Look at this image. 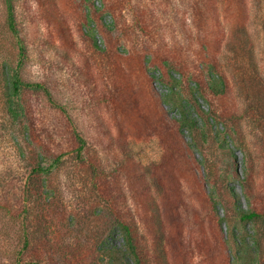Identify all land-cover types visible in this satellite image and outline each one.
I'll use <instances>...</instances> for the list:
<instances>
[{"label":"rangeland","instance_id":"rangeland-1","mask_svg":"<svg viewBox=\"0 0 264 264\" xmlns=\"http://www.w3.org/2000/svg\"><path fill=\"white\" fill-rule=\"evenodd\" d=\"M13 1L0 67L19 38L41 87L14 122L0 86V264H107L117 219L143 264H264V0Z\"/></svg>","mask_w":264,"mask_h":264},{"label":"trees","instance_id":"trees-1","mask_svg":"<svg viewBox=\"0 0 264 264\" xmlns=\"http://www.w3.org/2000/svg\"><path fill=\"white\" fill-rule=\"evenodd\" d=\"M7 1V25L10 32L14 36H19L17 21L15 15L14 1ZM20 56L19 64L13 67L8 62H3L0 67V86L2 88V95L4 100V107L7 114L10 116L12 121L18 122L25 117L24 107L21 100L22 90L25 88H39L41 85L39 83L29 82L22 78L20 74V68L23 66L22 57H25L26 50L25 46L22 44V40L17 38ZM168 62V61H167ZM24 63V62H23ZM210 65V63H209ZM211 66V65H210ZM199 81H197V87H199ZM227 81L223 74L219 75V78L212 80L211 89L215 94L223 95L226 92ZM199 91V90H198ZM182 108L181 124L188 126L192 131L196 129V123L194 120H190L185 110ZM184 111V112H183ZM81 140V145L79 147V153H81L85 146V140L79 136ZM62 155H59L52 164L45 166L40 164L34 168V171L49 173L53 167L61 162ZM258 213L253 209L243 210L241 213V218L243 220H253L258 217ZM116 236L123 239V243L118 246L117 244H112L110 239L116 240ZM110 238V239H109ZM109 242H103L101 250L103 253L108 255L107 264H143L142 257L138 249V244L136 242V237L129 223L117 219L113 227L110 230L108 236ZM105 241V240H104ZM28 245V239L26 237L25 247ZM16 264H29L28 262L22 263L17 261Z\"/></svg>","mask_w":264,"mask_h":264}]
</instances>
